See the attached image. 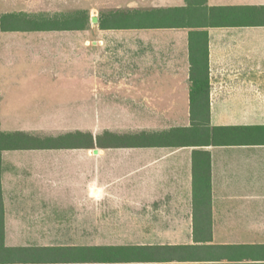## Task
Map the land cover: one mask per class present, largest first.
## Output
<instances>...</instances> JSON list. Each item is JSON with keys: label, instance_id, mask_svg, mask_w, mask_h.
<instances>
[{"label": "crops", "instance_id": "1", "mask_svg": "<svg viewBox=\"0 0 264 264\" xmlns=\"http://www.w3.org/2000/svg\"><path fill=\"white\" fill-rule=\"evenodd\" d=\"M47 1L38 0L45 12L51 2L56 6ZM121 1L98 17L88 15L79 29L72 19L51 28L47 19L23 21L26 0H0V18L11 16L0 27V131L53 136L32 130L46 127L45 120L36 123L26 113L8 118L7 109L15 94L19 106L47 108L56 104L51 93L65 90L71 97L66 105L85 102L88 123L121 125L89 128L90 148L1 150L4 234L11 211H39L46 204L45 168L56 163H49L48 151L83 150L104 162L110 157L112 170L124 172L114 178L92 166L93 204L81 217L85 222L75 225L86 230L78 235L87 241L55 246L87 247V264H264V0H203L208 7H246L251 21L192 26L164 25L155 17L159 10L187 7V0ZM114 12L119 21L104 20ZM205 49L208 120L218 129L209 142L199 136L196 142H155L154 134L172 130H181L182 140L187 135L191 54ZM34 92L39 98L32 103ZM100 109H117V120H106ZM2 118L27 127L3 128ZM105 132L136 141L97 144ZM116 181L119 195L107 199ZM207 183L209 196L201 190Z\"/></svg>", "mask_w": 264, "mask_h": 264}, {"label": "rangeland", "instance_id": "2", "mask_svg": "<svg viewBox=\"0 0 264 264\" xmlns=\"http://www.w3.org/2000/svg\"><path fill=\"white\" fill-rule=\"evenodd\" d=\"M26 1L27 5L24 6L25 15L22 16L23 20L24 18L28 20H66L74 19L78 15H81L86 20V15H89V18L91 16L98 17L104 11L119 7L122 2L121 0H48V3L53 1L56 6H52L51 2L45 12L39 6L38 0H35L36 2L34 0ZM69 93L67 90L62 93H51L57 96L55 99L56 104L60 96L66 100L62 102L63 100L59 99V105L53 104L50 101L47 108L41 106L24 108L23 105L19 106L20 102L17 101L18 97L15 94V102L12 104L11 109H7L11 114L8 118L17 117L18 115L19 120H21V116H24V113H26L31 118L35 117L36 123L45 120L46 124H48L46 127L45 125L37 124L36 127L39 129L32 130L39 133L52 134V137L65 134L66 131L79 130L86 132L89 128L92 129L93 127H95L96 132L103 130L104 126L113 127L114 130L119 129L121 125L118 124L88 123V109L83 107L85 102L79 100L77 105L65 104L67 100L70 101L68 98L71 97H67L70 96ZM33 94V98L30 97L32 103L36 102L39 98V95L37 96L38 92H34ZM79 96L81 99L82 93H79ZM116 110L106 109L104 111L103 109L101 113H103V116H107L106 120H117ZM4 115L7 114H3L2 117ZM1 126L3 128L7 126L21 129L22 127H27V125H21V123L6 124L4 123V118L1 119ZM48 152L51 153L48 156L50 157L49 163L53 160L56 163L52 165L53 167H49L48 164L47 168H45L44 187L42 190L44 196L42 198L46 204L41 205V210L39 211H28L26 209L27 206H21L20 212L11 211L9 218L12 226L8 228V234L5 235V244L8 246L85 243L88 237L86 235H78V233L81 231L85 232L86 230L79 229L75 225L85 222L81 220V217L87 212V207H92L93 204L91 190L88 194V187L93 183L92 166L96 170L106 169V174L114 178H117L120 173L123 174L124 172V170H120L118 167H115L114 171L112 170L111 166L113 165L110 163V157H106L107 161L104 162L103 157H88L83 150H55ZM119 183V181H116V185L107 189V199H110V195H119ZM30 207L34 209L35 205L32 204ZM29 216L31 217L23 220V218ZM39 216L42 218H39ZM32 217H36L37 219H33ZM27 223H31L32 227L25 228Z\"/></svg>", "mask_w": 264, "mask_h": 264}, {"label": "trees", "instance_id": "3", "mask_svg": "<svg viewBox=\"0 0 264 264\" xmlns=\"http://www.w3.org/2000/svg\"><path fill=\"white\" fill-rule=\"evenodd\" d=\"M246 7H208L203 5V0H187V7L185 8H171L163 9L156 12V19L164 25H187L192 26L198 23L212 25L221 24L229 21H251L248 16ZM263 14V13H261ZM11 18V16H4ZM4 17L0 18L1 22ZM15 18L14 16H12ZM120 14L118 12L111 13L104 17V20L119 21ZM17 20L19 18H16ZM255 19H262L255 15ZM24 18L23 21H27ZM73 25L77 24L79 29L85 28L86 20L78 15L74 17ZM29 21H34L30 19ZM61 21V22H60ZM70 19L66 20H52L48 19V28L60 26L61 24L69 23ZM50 26V27H49ZM104 27V23H101ZM206 40V33L203 32ZM207 41V40H206ZM191 127L186 130L187 135L182 140L181 130H172L170 132H163L154 134L152 140L155 142H176L187 143L198 141V136L204 142L210 141V136L214 135L217 127L209 126V80H208V54L205 52L191 54ZM220 129V128H219ZM190 136V138H188ZM187 137V138H186ZM142 139V138H140ZM178 139V140H177ZM105 141L111 146H121L127 142L136 141V137L120 136L105 132L104 135L96 138L97 144H102ZM93 146L92 135L83 131H74L65 133L56 137L30 135L26 132H10L3 133L0 131V151L9 148H40V147H76V148H90ZM202 194L209 196L210 187L207 183L202 187ZM85 246H40V245H17L8 246L5 244L4 234V218H3V204L1 200L0 188V264H87ZM95 259V257H91ZM94 261V260H93Z\"/></svg>", "mask_w": 264, "mask_h": 264}, {"label": "water", "instance_id": "4", "mask_svg": "<svg viewBox=\"0 0 264 264\" xmlns=\"http://www.w3.org/2000/svg\"><path fill=\"white\" fill-rule=\"evenodd\" d=\"M96 19H95V17H92V21H95Z\"/></svg>", "mask_w": 264, "mask_h": 264}]
</instances>
